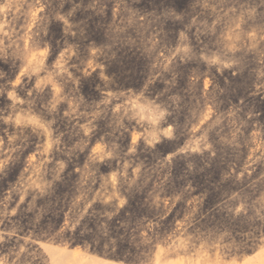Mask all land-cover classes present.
Returning <instances> with one entry per match:
<instances>
[{"label":"rangeland","instance_id":"374dc122","mask_svg":"<svg viewBox=\"0 0 264 264\" xmlns=\"http://www.w3.org/2000/svg\"><path fill=\"white\" fill-rule=\"evenodd\" d=\"M0 264H264V0H0Z\"/></svg>","mask_w":264,"mask_h":264},{"label":"bare ground","instance_id":"6f19581e","mask_svg":"<svg viewBox=\"0 0 264 264\" xmlns=\"http://www.w3.org/2000/svg\"><path fill=\"white\" fill-rule=\"evenodd\" d=\"M17 16V15H16ZM9 31V30H8ZM19 32V31H18ZM20 47V46H19ZM88 50V49H87ZM91 51V50H90ZM167 63V62H166ZM165 63V64H166ZM223 64V63H222ZM222 66H224V65H222ZM116 68V67H115ZM95 70V69H94ZM110 70H112L113 71V69L111 68ZM121 69L120 68H116V69H114V71H116L117 73H119L118 71H120ZM116 72H114V73H116ZM233 72V71H232ZM18 78V77H17ZM47 81V80H46ZM48 84V83H47ZM85 87H86V85H84ZM89 87H91L90 86V84H89ZM89 87H87V88H89ZM50 91V90H49ZM192 97V96H191ZM12 104V103H11ZM14 105V104H13ZM13 105H11L12 107H13V109H16L15 111H19L20 110V108H21V106H19L18 107V109H17V107L16 108H14V106ZM25 106V105H24ZM28 107V106H27ZM26 108V107H25ZM25 108L23 107V109L25 110ZM23 109L21 110V111H19L18 113L17 112H15L14 111V113H17V115L19 116V117H21V118H23L24 117V113L22 112L23 111ZM28 109V108H27ZM140 111V110H139ZM192 111H193V109H192ZM25 112V111H24ZM152 113V112H151ZM27 114V113H26ZM15 118L17 117V116H14ZM19 117H17V118H19ZM190 117V116H189ZM191 118V117H190ZM25 119V118H24ZM20 120H22V119H20ZM34 126V128L35 129H38V128H40V127H44V124L42 123V121H41V124L39 123H37V124H34L33 125ZM240 131V130H239ZM236 137V136H235ZM106 142V141H105ZM229 143V142H228ZM89 146V145H88ZM87 149V148H86ZM180 152V151H179ZM248 153V152H247ZM228 158V157H227ZM155 161V160H154ZM158 161V160H157ZM245 162V161H244ZM153 166V165H152ZM131 172V171H130ZM202 173V172H201ZM238 173V172H237ZM133 175V174H132ZM179 178V177H178ZM144 181V180H143ZM161 188H162V186H161ZM31 189V188H30ZM164 192V191H163ZM96 193V192H95ZM156 193H157V191H156ZM182 193V192H181ZM183 195V194H182ZM96 196V195H95ZM108 197V196H107ZM148 197V196H147ZM105 200V199H104ZM153 200V199H152ZM14 202V201H13ZM118 202V201H117ZM147 202V201H146ZM151 205V204H150ZM9 208V207H8ZM69 210V209H68ZM11 222V221H10ZM9 222V223H10ZM80 223V222H79ZM53 226V225H52ZM70 230V229H69ZM63 231V230H62ZM3 234V233H2ZM8 234H10V233H8ZM27 239V238H26ZM60 245V244H59ZM63 247V246H62ZM168 247V246H167ZM48 251V250H47ZM56 251V250H55ZM71 251V250H70ZM69 251V252H70ZM67 255V254H66ZM71 256V255H70ZM66 262V261H65Z\"/></svg>","mask_w":264,"mask_h":264}]
</instances>
